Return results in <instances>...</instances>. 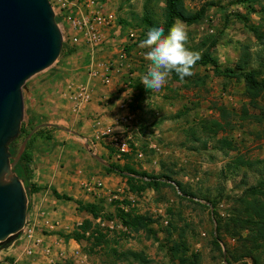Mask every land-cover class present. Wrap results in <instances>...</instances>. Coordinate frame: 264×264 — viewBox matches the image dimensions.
I'll return each instance as SVG.
<instances>
[{
    "label": "rangeland",
    "instance_id": "374dc122",
    "mask_svg": "<svg viewBox=\"0 0 264 264\" xmlns=\"http://www.w3.org/2000/svg\"><path fill=\"white\" fill-rule=\"evenodd\" d=\"M170 2L184 19L170 15ZM50 3L63 52L26 81L24 118L9 150L19 152L26 138L47 133L37 132L48 120L38 110H61L67 86L95 90L88 100L77 95L76 110L61 120L63 132L69 120L80 132H73L74 143L65 141L79 152L78 166L67 168L91 199L53 205V191L37 202L20 180L31 196L32 220L0 242V264H264V241L251 242L260 232L249 222L264 216V0ZM96 15L106 18L103 29L121 27L135 37L120 50L108 35L96 49L82 32L72 43L69 17ZM168 22L187 27V47L201 59L194 75L181 80L173 72L151 92L140 82L149 61L139 44L150 27ZM63 56L71 59L59 63ZM61 64L76 71H61ZM251 75L257 85L248 82ZM105 113L112 120L99 122ZM99 129L97 139L87 140ZM119 139L127 140L129 153L119 151ZM92 161L125 171H114L121 179L110 193L88 190Z\"/></svg>",
    "mask_w": 264,
    "mask_h": 264
},
{
    "label": "water",
    "instance_id": "95a60500",
    "mask_svg": "<svg viewBox=\"0 0 264 264\" xmlns=\"http://www.w3.org/2000/svg\"><path fill=\"white\" fill-rule=\"evenodd\" d=\"M62 46L50 0H0V242L13 240L27 221V194L12 171L25 143L14 161L9 150L24 118L23 89L58 60Z\"/></svg>",
    "mask_w": 264,
    "mask_h": 264
},
{
    "label": "crops",
    "instance_id": "0c3cea01",
    "mask_svg": "<svg viewBox=\"0 0 264 264\" xmlns=\"http://www.w3.org/2000/svg\"><path fill=\"white\" fill-rule=\"evenodd\" d=\"M63 21V19H62ZM112 29V30H111ZM113 31V32H111ZM105 35L111 36L112 38V44H115L118 50H120L121 46L120 44L127 45L130 43V36H129V30H124V28L113 26L112 28H105L104 29ZM131 33H134L131 31ZM135 35V33H134ZM136 36L139 38L142 37L141 33H136ZM134 42L138 41L136 38L133 40ZM63 52V50L61 51ZM71 57H61L59 59L60 61H67L70 60ZM59 69L61 71H65L66 73H72L75 69L73 66L61 64L59 66ZM76 71V70H75ZM79 86H73L69 85L65 89H63L62 96L65 97V102L62 103L61 110H58L57 113L51 114L47 109H40L39 113L43 116H46L48 120L45 123L40 124L37 128V132H47L44 136H32L25 139V148L27 147V157H28V166L30 169V176H29V182L31 185L35 186L37 190H33L32 197L36 199L37 202H39V199H41L42 195H48V193L57 191L60 194H66L72 198V200L81 201L83 198H86L90 200V195H84L82 194L83 191L78 190L79 184H78V175L76 173H71L72 166H78V155L79 152L75 149L71 151V148L68 147L65 143V141L73 142L74 140L72 138V134L79 133L80 132L71 126V121L69 120L70 124L67 128L66 133L61 130V123H63L61 120L64 119L66 116V113L74 112L76 101L74 100L76 96L79 93V90H81L82 87L78 88ZM88 92L90 96L95 94V90L88 89ZM33 92H29V99H31ZM121 101V100H120ZM123 101V100H122ZM103 112L108 111L106 109H102ZM119 112V111H118ZM120 114V113H118ZM53 115V116H52ZM121 116V115H120ZM119 116V117H120ZM118 117V116H116ZM108 118L109 120H112L111 117H109L108 114H104L101 116V119ZM114 118V117H113ZM99 125V124H98ZM101 131L99 130H92V134H88V138L90 140L97 139L98 134L97 132ZM74 132V133H73ZM95 134V135H94ZM24 148V150H25ZM82 155V154H81ZM85 167V166H83ZM91 169V173L93 174V179H91V183H95L97 179L103 183V187L98 190L100 194H97V191H93L95 196H101L102 193L108 194L110 193L114 187L117 186V183L120 181L121 177L115 174L114 172H111L109 170H106L108 166L105 164H101L100 162L92 161L88 165H86V168ZM82 169V168H81ZM96 179L95 182L93 180ZM81 188V187H80ZM29 189H32L30 187ZM88 190H90L88 188ZM97 190V189H95ZM28 199V209H27V221L32 220L31 219V209H30V203H31V196ZM35 201V202H36ZM53 205H58L62 199L57 198L56 196H52L51 198ZM71 201V200H69ZM77 206V204H76Z\"/></svg>",
    "mask_w": 264,
    "mask_h": 264
},
{
    "label": "clouds",
    "instance_id": "9594fccd",
    "mask_svg": "<svg viewBox=\"0 0 264 264\" xmlns=\"http://www.w3.org/2000/svg\"><path fill=\"white\" fill-rule=\"evenodd\" d=\"M188 41V29L180 22L174 23L167 34L163 26L148 29L145 39L139 44V47L146 49L144 58L149 61L140 81L146 89L151 92L160 91L173 72L181 80L194 75L193 69L201 59V53L190 50L187 47Z\"/></svg>",
    "mask_w": 264,
    "mask_h": 264
},
{
    "label": "built area",
    "instance_id": "2783aa9c",
    "mask_svg": "<svg viewBox=\"0 0 264 264\" xmlns=\"http://www.w3.org/2000/svg\"><path fill=\"white\" fill-rule=\"evenodd\" d=\"M55 11V10H54ZM106 18H104L102 15H96L93 18H86L84 16L81 17H75V16H71L69 17V24L71 27L72 32H74V35L72 37V43H78L79 41V37L78 34L79 33H84L85 37H86V42L87 44H89L91 46V48L96 49L102 46V44L104 43L106 36L104 34V29L103 27H101V25L103 24V22L105 21ZM63 30V28H62ZM130 37H135L134 33L130 34ZM109 82V80H107ZM89 88H81L80 92H79V96L82 97V99H89L90 98V94L88 92ZM112 131L111 129L108 130V132ZM118 148L119 151L122 154H127L129 153L130 149H129V145L126 139H119L118 141ZM103 187V183L99 180H97L95 183H93L91 186H89L88 188L91 191H97V194H100V192H98V190H100ZM97 189V190H95ZM27 225V222H26ZM25 228V227H24ZM27 234H30V236H33L34 234V230L33 229H29L26 231ZM35 244L39 245L40 244V240H36ZM49 251V249H47ZM32 253V251H31Z\"/></svg>",
    "mask_w": 264,
    "mask_h": 264
},
{
    "label": "trees",
    "instance_id": "16d2710c",
    "mask_svg": "<svg viewBox=\"0 0 264 264\" xmlns=\"http://www.w3.org/2000/svg\"><path fill=\"white\" fill-rule=\"evenodd\" d=\"M169 9H170V15H174V13H176V16L178 18H182L184 19V14L182 11H179L176 6H174L173 2H170L169 4ZM57 22H59V20L56 18ZM152 25V24H151ZM169 27H171V23L168 22L166 26H164V30L169 29ZM264 36V34H263ZM205 61V60H204ZM203 61V62H204ZM215 61V60H213ZM248 82L251 84H255L257 85V81L255 80V78H253V76L251 75V77L248 78ZM11 153L13 154V159L12 161H14L16 159V156L18 154V151L16 150V147H11L10 148ZM109 171L111 172H119L120 174L125 173L124 170L120 169V168H115L111 165H108L107 168ZM13 173L16 174V176L20 179L23 180L25 186L27 188L32 187V190H37V188L33 185L30 184L29 182V176H30V169L28 166V157H27V147L25 148L23 154L21 155V157L19 158V160L15 163V165L13 166ZM54 194L57 198H61V199H66V200H72V198L66 194H60L57 191H54ZM260 219L253 221V220H249L250 223H252L254 229H256L257 231L260 232V234H258L259 236L255 237V238H251V242L252 243H259L261 241H264V216H259ZM251 242L249 241V251H252L253 248V244H251Z\"/></svg>",
    "mask_w": 264,
    "mask_h": 264
}]
</instances>
